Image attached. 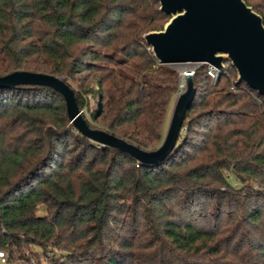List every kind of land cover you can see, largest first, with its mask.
Segmentation results:
<instances>
[{
	"label": "trees",
	"instance_id": "16d2710c",
	"mask_svg": "<svg viewBox=\"0 0 264 264\" xmlns=\"http://www.w3.org/2000/svg\"><path fill=\"white\" fill-rule=\"evenodd\" d=\"M245 1L264 20V0ZM159 8L0 0V76L63 77L81 111L92 97L91 128L154 151L180 91L144 39L170 19ZM226 64L216 82L195 70L177 147L156 165L84 137L52 88H0V248L68 257L52 264H264V97Z\"/></svg>",
	"mask_w": 264,
	"mask_h": 264
},
{
	"label": "water",
	"instance_id": "95a60500",
	"mask_svg": "<svg viewBox=\"0 0 264 264\" xmlns=\"http://www.w3.org/2000/svg\"><path fill=\"white\" fill-rule=\"evenodd\" d=\"M170 17L164 28L144 39L162 65H211L219 70L230 63L236 83L264 97V20L245 0H157ZM191 70L180 93L164 140L154 151H145L101 129L91 128L77 103L75 91L60 76L15 71L0 76V88L37 85L52 88L65 99L71 123L86 138L125 152L146 165L164 162L173 153L183 130L186 113L196 94ZM181 81V76L180 80Z\"/></svg>",
	"mask_w": 264,
	"mask_h": 264
},
{
	"label": "built area",
	"instance_id": "2783aa9c",
	"mask_svg": "<svg viewBox=\"0 0 264 264\" xmlns=\"http://www.w3.org/2000/svg\"><path fill=\"white\" fill-rule=\"evenodd\" d=\"M207 66H208V74L211 77L213 82H216L219 79L220 75L224 73L227 68L226 67L224 70H219L211 65H207ZM196 67L191 68L192 69L191 76H194ZM35 252H36V255H40V258L45 259V260L54 259L56 256V251H54V249H52L51 247L48 248L47 251L45 252H42V251L40 252L35 251ZM36 260L37 258H34L31 255L28 257L27 260L13 261L10 259L8 253L0 248V264H36L37 263Z\"/></svg>",
	"mask_w": 264,
	"mask_h": 264
},
{
	"label": "rangeland",
	"instance_id": "374dc122",
	"mask_svg": "<svg viewBox=\"0 0 264 264\" xmlns=\"http://www.w3.org/2000/svg\"><path fill=\"white\" fill-rule=\"evenodd\" d=\"M172 68H174L178 73H179V75H180V72H182L183 70H189V69H191V68H194V67H196L197 65H170ZM182 74V73H181ZM180 82L181 81H179V92L181 93V92H183L182 91V89H181V87H180ZM73 85V84H72ZM75 88H77L76 87V84H74L73 85ZM185 90V89H184ZM178 96H179V93H178V95L175 97V99L172 101V103H171V106H170V110H169V115H168V122H167V128H168V125H169V122H170V119H171V117H172V114H173V111H174V108H175V105H176V102H177V99H178ZM89 99H90V105H89V108H88V111H90V110H92V108L94 109V107H93V104H95L94 102H93V99H92V97L90 96L89 97ZM96 101H98V98H97V100ZM86 109H84L82 112H84V113H87L88 112ZM45 213V211H42L41 212V215H43ZM52 249H54V251H56V256H55V258L54 259H50V260H45V259H41L40 258V255H36V254H32V257H34V258H37V260H36V264H52V261H56V262H59V263H62V262H67L68 261V257L67 256H65V253L64 252H62V251H59L58 249H56V248H54V247H51ZM33 250H36V249H34L33 248ZM37 251H41L40 249H38ZM31 256V255H30Z\"/></svg>",
	"mask_w": 264,
	"mask_h": 264
},
{
	"label": "bare ground",
	"instance_id": "6f19581e",
	"mask_svg": "<svg viewBox=\"0 0 264 264\" xmlns=\"http://www.w3.org/2000/svg\"><path fill=\"white\" fill-rule=\"evenodd\" d=\"M189 70L186 69V70H183L182 72H180V76H181L180 87H181V89H182L183 92L185 91L184 89H186V87H187V82H186V75L187 74H186V71H189Z\"/></svg>",
	"mask_w": 264,
	"mask_h": 264
}]
</instances>
